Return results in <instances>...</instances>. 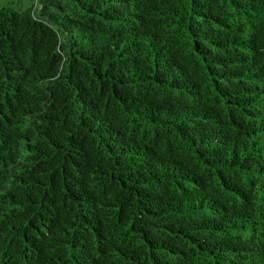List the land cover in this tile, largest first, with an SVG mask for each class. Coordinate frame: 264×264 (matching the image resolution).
I'll return each instance as SVG.
<instances>
[{"label": "trees", "instance_id": "16d2710c", "mask_svg": "<svg viewBox=\"0 0 264 264\" xmlns=\"http://www.w3.org/2000/svg\"><path fill=\"white\" fill-rule=\"evenodd\" d=\"M0 2V264H264V0Z\"/></svg>", "mask_w": 264, "mask_h": 264}, {"label": "rangeland", "instance_id": "374dc122", "mask_svg": "<svg viewBox=\"0 0 264 264\" xmlns=\"http://www.w3.org/2000/svg\"><path fill=\"white\" fill-rule=\"evenodd\" d=\"M12 2H14V9L16 11H20L22 9L28 8L29 6H31L32 1L31 0H10ZM0 2H3V0H0Z\"/></svg>", "mask_w": 264, "mask_h": 264}]
</instances>
